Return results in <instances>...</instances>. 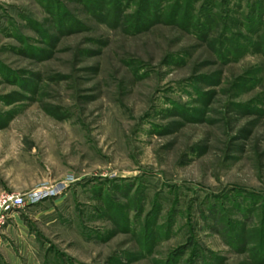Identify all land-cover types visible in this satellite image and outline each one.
I'll return each mask as SVG.
<instances>
[{"label":"rangeland","instance_id":"rangeland-1","mask_svg":"<svg viewBox=\"0 0 264 264\" xmlns=\"http://www.w3.org/2000/svg\"><path fill=\"white\" fill-rule=\"evenodd\" d=\"M174 1L0 0V264H264V15Z\"/></svg>","mask_w":264,"mask_h":264},{"label":"trees","instance_id":"trees-1","mask_svg":"<svg viewBox=\"0 0 264 264\" xmlns=\"http://www.w3.org/2000/svg\"><path fill=\"white\" fill-rule=\"evenodd\" d=\"M163 1L164 0H149V4H148L149 10L146 9V5L144 7L140 6V8L137 10L136 14H140L142 11H144V12L150 14V16H151V11L155 7V5L158 6L160 9L157 12H159V11L162 12V10H164V9L160 7V5H161L160 2H163ZM179 1L180 0H176L170 4L171 8H174V10L171 13L172 20L174 21L173 23H181V22L185 23V21H186L185 28H188V29H190V28L191 29H193V28L199 29L200 28L203 31V30H205V28L212 25L213 21H215L217 19V17H216L217 14L209 13L205 17V20L199 21L198 19H195L194 17H192L189 14V10H187L189 0H183V2H181L182 4L179 3ZM217 2H219V1H217ZM221 2H222V0L219 3H221ZM227 2H229V0H227ZM144 4H145V2H144ZM211 6H213V4ZM217 7L220 8L219 4ZM215 8H216V6H215ZM209 12H210V9H209ZM223 12H224V10H223ZM154 13L157 14V16L160 15V13H156V12H154ZM263 13H264V0L253 1V3L249 4V12L246 14L245 13L241 14V16L243 17V20H242V24L240 22V27H242L247 32H249V34L255 35L254 29L256 26L259 27V25H260L259 23L262 20V15H264ZM225 16L227 17V15H225ZM152 17H154V16H152ZM146 19H148V18L145 17L141 20L147 22ZM228 20L230 21V19L227 17L226 21H228ZM231 21H232V19H231ZM229 39H231V38H229ZM220 205H222V204H220ZM220 207H222V206H220Z\"/></svg>","mask_w":264,"mask_h":264},{"label":"built area","instance_id":"built-area-1","mask_svg":"<svg viewBox=\"0 0 264 264\" xmlns=\"http://www.w3.org/2000/svg\"><path fill=\"white\" fill-rule=\"evenodd\" d=\"M56 190L52 188H39L33 190L28 194L27 197L15 194H1L0 195V215L9 213L13 209L23 208L28 200V202H37L45 197L54 195ZM3 217V216H2ZM1 217V218H2Z\"/></svg>","mask_w":264,"mask_h":264},{"label":"crops","instance_id":"crops-1","mask_svg":"<svg viewBox=\"0 0 264 264\" xmlns=\"http://www.w3.org/2000/svg\"><path fill=\"white\" fill-rule=\"evenodd\" d=\"M19 264V263H18Z\"/></svg>","mask_w":264,"mask_h":264}]
</instances>
